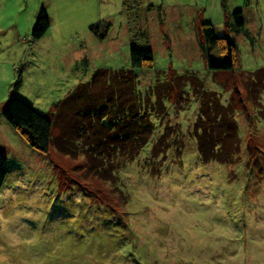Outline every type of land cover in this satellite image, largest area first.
Listing matches in <instances>:
<instances>
[{"label":"rangeland","instance_id":"obj_1","mask_svg":"<svg viewBox=\"0 0 264 264\" xmlns=\"http://www.w3.org/2000/svg\"><path fill=\"white\" fill-rule=\"evenodd\" d=\"M42 9L51 28L33 41ZM236 12L251 40L230 33ZM203 23L234 40L238 73L209 74ZM134 46L155 53L137 85L161 111L153 120L164 117L115 181L91 176L84 156L37 152L2 116L18 74L20 96L47 115L104 69H129ZM261 68L264 0H0V158L9 169L0 264H264V110L253 102L264 108V95L242 80ZM189 74L234 107L242 139L234 162L201 160L202 100L192 89L180 99L184 85L174 82ZM164 78L173 79L166 108L157 102Z\"/></svg>","mask_w":264,"mask_h":264},{"label":"trees","instance_id":"obj_2","mask_svg":"<svg viewBox=\"0 0 264 264\" xmlns=\"http://www.w3.org/2000/svg\"><path fill=\"white\" fill-rule=\"evenodd\" d=\"M234 17V24L232 23L229 28L230 33H244L251 40L241 12H236ZM50 28L51 21L42 9L32 32L33 41L46 37ZM201 28L205 40L202 48L206 55L209 74L216 77L221 73H238L235 57L237 47L234 40L226 35L218 37L210 23H203ZM142 35L144 36L143 33ZM147 43L149 44V41ZM216 53L224 55V61L219 62L215 57ZM154 56L155 53L150 46L132 47L129 69L117 71L104 69L99 74L101 79L93 77L89 82L81 83L77 90L59 101L47 115L37 111L20 96L24 81L18 74L10 86L11 98L2 109V116L37 152L48 155L53 147L58 153L68 157L84 156L90 167L88 173L91 176L115 181L122 166L127 167L129 163L139 158L156 133L157 120L159 124L164 117L160 116L157 119L156 115H160L161 111L153 112L155 103L149 104L144 100L137 85L140 84L141 73L154 70ZM253 74L242 80L249 86L250 93L257 92L259 96L263 91L264 95V68ZM187 77L189 79L184 80L180 76L174 82L176 85H184L179 95L180 99L186 97L183 94H189L192 89L202 100L200 117L204 121L199 125L196 121L198 128L195 136L201 160L203 162L219 160L224 163L220 157H228V163L234 162L236 159L233 158L242 147L234 107L230 100L224 103L219 93L208 91L205 83L197 75L189 74ZM165 78L160 79L157 84V90L160 91L161 88L167 90L164 92L165 96L157 100L164 108L168 106L167 102L171 95V89L167 84L173 81V79L171 82L166 81ZM148 92L146 94L151 97V91ZM253 102L257 111L263 113L262 103L255 100ZM154 113H157L155 120ZM162 141L164 138L160 144L154 146L155 152L159 151ZM8 176L9 169L0 158V197ZM90 196L94 200L97 198L95 195Z\"/></svg>","mask_w":264,"mask_h":264}]
</instances>
